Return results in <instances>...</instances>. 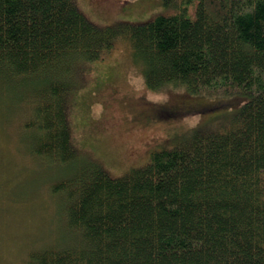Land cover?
<instances>
[{
	"label": "trees",
	"instance_id": "obj_1",
	"mask_svg": "<svg viewBox=\"0 0 264 264\" xmlns=\"http://www.w3.org/2000/svg\"><path fill=\"white\" fill-rule=\"evenodd\" d=\"M162 4L172 12L146 23L99 25L76 0H0V102L36 100L35 153L74 167L54 191L77 239L30 264H264V0ZM120 43L151 91L243 101L221 129L195 127L113 177L79 155L68 99L75 71Z\"/></svg>",
	"mask_w": 264,
	"mask_h": 264
},
{
	"label": "rangeland",
	"instance_id": "obj_2",
	"mask_svg": "<svg viewBox=\"0 0 264 264\" xmlns=\"http://www.w3.org/2000/svg\"><path fill=\"white\" fill-rule=\"evenodd\" d=\"M76 2L99 25L146 23L172 12L162 0ZM81 66L68 99L72 140L82 159L100 162L113 177L143 167L153 149L195 127L221 129L243 101L182 88L151 91L123 43L105 60ZM6 100L0 102V264H30L32 252L60 250L77 239L64 223L66 194L54 191L73 177L74 167L35 153L36 100L26 97L20 106Z\"/></svg>",
	"mask_w": 264,
	"mask_h": 264
}]
</instances>
